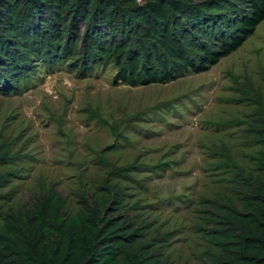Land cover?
<instances>
[{
	"label": "rangeland",
	"instance_id": "rangeland-1",
	"mask_svg": "<svg viewBox=\"0 0 264 264\" xmlns=\"http://www.w3.org/2000/svg\"><path fill=\"white\" fill-rule=\"evenodd\" d=\"M32 60L18 90L0 94V151L18 155L0 161L8 175L0 234L7 217L27 216L41 187H52L65 214L75 216L81 197L101 204L108 177L122 190L118 215L141 235L134 249L149 244L168 264H205L216 204L229 199L246 211L233 169L213 153L225 146L245 175L264 183L257 162L264 143L253 132L264 105V21L207 71L168 83L115 85L112 63L80 76L68 59L54 66Z\"/></svg>",
	"mask_w": 264,
	"mask_h": 264
},
{
	"label": "trees",
	"instance_id": "trees-1",
	"mask_svg": "<svg viewBox=\"0 0 264 264\" xmlns=\"http://www.w3.org/2000/svg\"><path fill=\"white\" fill-rule=\"evenodd\" d=\"M262 21L264 0H0V94L18 90L33 58L48 66L68 59L80 76L112 63L115 85L168 83L207 71ZM258 106L253 132L264 143V105ZM7 150L0 161H15ZM213 155L233 169L234 193L246 211L237 212L229 199L216 204L207 218L205 264H264V183L245 175L225 146ZM257 162L264 172V154ZM7 178L0 174V188ZM100 190L101 204L81 197L80 212L70 216L55 190L41 187L25 218L7 217L0 264H168L149 244L134 249L141 235L118 215L122 190L108 177Z\"/></svg>",
	"mask_w": 264,
	"mask_h": 264
}]
</instances>
